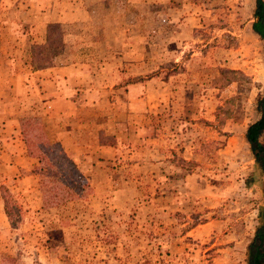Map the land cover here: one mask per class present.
Here are the masks:
<instances>
[{"label": "rangeland", "instance_id": "obj_1", "mask_svg": "<svg viewBox=\"0 0 264 264\" xmlns=\"http://www.w3.org/2000/svg\"><path fill=\"white\" fill-rule=\"evenodd\" d=\"M253 4L0 0V64L28 61L48 9L90 11L60 22L63 42L44 54L48 63L87 57L94 78L75 95L83 134L120 139L114 159L81 171L83 196L43 208L37 177L6 158L22 144L0 130V264H247L264 222L262 171L244 139L264 90ZM103 24L116 28L104 33ZM111 37L122 41L120 54L135 51L133 78L113 76ZM100 40L111 44L105 52L84 46ZM115 64L122 73L127 61ZM134 79L142 84L128 106L116 90ZM30 114L54 141L47 114Z\"/></svg>", "mask_w": 264, "mask_h": 264}, {"label": "crops", "instance_id": "obj_2", "mask_svg": "<svg viewBox=\"0 0 264 264\" xmlns=\"http://www.w3.org/2000/svg\"><path fill=\"white\" fill-rule=\"evenodd\" d=\"M46 14H48V17L43 20L44 33L45 26L49 22L60 23L69 20H80L87 14H90V11L72 7L67 12L63 9L61 11L58 9H55V11L48 9ZM101 28L106 33L110 29L114 32L116 27L114 24H103L98 29ZM44 33L40 39L30 41L29 48L31 44L42 43L44 41ZM111 40L112 46L119 48L118 53L113 54L112 63L116 70L113 76H117L118 79L133 78L137 73L135 71L137 61V57L134 54L135 51L129 52V54H126V57L120 54L121 46H123L122 41L116 37H111ZM126 40H128L127 44L129 46L132 45L130 50L133 47L135 48V41L132 40V37ZM108 42L107 40L89 41L84 42V46L96 44V47L101 46L105 52L107 47L111 45ZM18 44L16 43V48ZM77 46H83V43ZM18 58L19 56L11 58L14 60L13 63L9 59H6V63L0 64V69H5V71H0V130L3 132L4 141L7 139H10L11 142L18 140V144H22L20 151L14 152L9 150L6 158L14 161L19 169L30 172L31 167L36 163V159L29 157L25 153L24 144L19 133L18 117L40 109L47 114L46 118L49 120L48 127L54 136V141L60 143L66 154L74 160L81 171H89L87 165L91 167L93 166L92 163L100 165L108 163L111 158L114 159V151L119 146L118 141L120 140L116 133H113L115 134L114 136L108 135L109 139H105V135L107 134L105 130L97 129L95 132H98V134L89 139L83 134L86 133V130H83L82 122H80L81 117H79V113H81V106L77 105L78 102L75 95H81L80 91L85 89L91 78H94V76L84 69L86 60H88L87 57L84 58L70 54L64 57L63 60L52 63L47 62L46 66L42 68H33L31 66L30 53L29 59L26 62L24 59H20L19 61L17 60ZM124 60L127 61V65L124 66L122 73L118 72L115 63H118L120 66L122 62L124 64ZM124 82V85L117 88L116 93H125L123 97L128 101V106H131L137 101L136 93L142 83L137 82L136 79L128 82L125 80ZM30 96L33 98L25 100L26 97ZM35 102H38L40 105H37L38 103L34 104ZM2 110L4 113H2ZM9 143H6V146ZM3 149L5 147L0 149V153H3ZM82 166L86 170H83ZM32 175L31 173V178Z\"/></svg>", "mask_w": 264, "mask_h": 264}, {"label": "trees", "instance_id": "obj_3", "mask_svg": "<svg viewBox=\"0 0 264 264\" xmlns=\"http://www.w3.org/2000/svg\"><path fill=\"white\" fill-rule=\"evenodd\" d=\"M254 21L251 29L264 41V0H254L251 10ZM62 43V31L58 22L45 26L44 41L30 46V63L33 68L46 66L44 51ZM258 117L247 125L244 139L248 149L262 171V195L264 198V90L256 101ZM19 133L26 155L36 159L30 172L37 177L41 206L49 208L77 199L84 194L81 170L69 157L59 142L51 141L45 134L43 123L38 115L25 114L18 117ZM264 213V204L262 207ZM264 222L254 235L257 246L249 255L247 264H264ZM253 239V240H254Z\"/></svg>", "mask_w": 264, "mask_h": 264}]
</instances>
